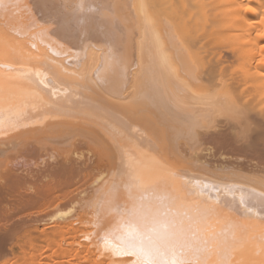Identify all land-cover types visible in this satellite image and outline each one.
I'll return each instance as SVG.
<instances>
[{
  "label": "bare ground",
  "instance_id": "obj_1",
  "mask_svg": "<svg viewBox=\"0 0 264 264\" xmlns=\"http://www.w3.org/2000/svg\"><path fill=\"white\" fill-rule=\"evenodd\" d=\"M24 147L55 164L19 201L102 173L59 192L89 202L80 246L23 264H264V0H0V165Z\"/></svg>",
  "mask_w": 264,
  "mask_h": 264
},
{
  "label": "rangeland",
  "instance_id": "obj_2",
  "mask_svg": "<svg viewBox=\"0 0 264 264\" xmlns=\"http://www.w3.org/2000/svg\"><path fill=\"white\" fill-rule=\"evenodd\" d=\"M230 70V69H229ZM226 71V73L224 74V75H226V76H228V74L227 73H229L230 71ZM232 72V71H231ZM45 143H48V144H46V147H49V148H51L50 146H52V145H50L49 144V141H44ZM45 143H44V147H45ZM41 145V146H42ZM50 145V146H49ZM37 146V145H36ZM210 146V147H209ZM206 145L205 146V148L207 147V149L203 152V155H208L213 149L212 148H215L214 146L212 147L211 145ZM39 147V146H38ZM25 148V149H24ZM23 149H21V150H15V151H10V152H8V153H10L8 156H9V158H10V160H9V165L8 164H6L7 165V167L9 166L10 168H7V167H5V165H0V170H1V172H0V175H3L4 173H5V171H9V169L11 170V174H13L14 176H16V177H14V178H11V179H9V180H7V176H6V179H5V181L3 180V178H2V180H1V182H3V184H2V186H1V188H0V259H4V260H9L10 258V260L9 261H7V262H11V260L13 261V262H17V260H18V263H19V261L20 262H22V260L23 259H21V257L23 256V250H24V248H26L27 247V243L29 244V241H27V238L28 239H30V238H36L37 239V241H36V243H39V244H37L38 246H42L43 244L41 243L42 241H43V243H45V242H47L48 241V243H49V240H50V243H52V242H54L55 240H58L59 239V236H61V238L63 237V238H66L65 239V241H64V245H65V248H64V252H66V253H69V252H72L73 250H75L77 247H79L80 245L78 244L79 243V241L78 240H80V236H81V234H83L84 232H85V229H87V227L89 226V222H88V217L86 216V212H85V208L87 209L88 208V205L89 204H87V206L85 207V208H83L81 205H83V204H86V203H89V202H83V204L81 203L80 204V207L81 208H79V205H78V207H77V209H74V207H76L77 205L76 204H73V202H70L71 200H70V198H72L73 197V195L72 196H70L69 197V195L68 196H65V198H64V195H61V193L62 194H67L66 193V191L67 190H72V189H74L75 188V186H79L82 182L81 181H83V183H82V188H84V189H86L87 187V189H89V187L91 186H89L88 185V183L89 184H96V182H94V180L100 175V169L99 170H97L96 171V173L95 174H97V175H94V176H92L91 175V177H90V175L89 176H87V177H90V178H88V180H87V177H85V178H83V180H80L79 181V183H76V185L74 186V187H67L66 186V190H65V192H64V189H65V187L63 188V190L62 191H57V192H54L53 194H52V196L51 195H49L47 198H46V200H45V198H43V199H41L40 197L38 198L37 196L36 197H32L31 195H34V194H29L28 195V197H25L24 198V200L22 201H19V197L21 196V195H19V192L21 193H24V187H23V184L25 185V184H27V182L29 183V182H31V178L29 177V175L31 174V172H34V170L36 171V172H34V173H37V171H38V174H40L41 172H39L40 170L39 169H43V168H47V165L48 164H55L54 162V160L53 159H49L48 160V157H46L45 159H41V157L43 156V155H41V153H40V155H39V152L37 151L36 152V154H34V151H33V155H34V160H33V162H35V161H37V162H40V163H38V165H39V167H37V165H34V163L33 164H30V165H28L26 162H25V160H23V159H21V158H19V157H21L22 155H25L26 153H27V149H26V147H24ZM29 148H32V145H31V147H30V145H29ZM219 148V147H218ZM84 149H85V151H84ZM220 149V148H219ZM219 149L217 150V151H215L216 152V154H217V156H216V158H212L213 160H218V162H215L216 164L217 163H219L220 161H226V160H228V159H232V157H233V159H235L234 158V156H236V155H234V153H233V151H231L229 148H227L226 150H225V148H221V150L219 151ZM223 149V150H222ZM83 150V152H84V154H86L85 155V157L87 156L88 158L89 157H91L90 159H93L94 157H96L94 154H92L91 152H89L88 150H86V148H83L82 149ZM210 150V151H209ZM20 153H19V152ZM206 151H208V152H206ZM14 152V153H13ZM22 152H24V153H22ZM218 152V153H217ZM16 153V154H15ZM19 155H18V154ZM206 153V154H205ZM220 153V154H219ZM230 153V154H229ZM14 154V155H13ZM21 154V155H20ZM90 154H91V156H90ZM13 155V156H12ZM40 156V159H39V156ZM57 155V154H56ZM226 155V156H225ZM36 156V157H35ZM76 156H78V155H76ZM76 156H75V159H77L76 158ZM93 156V157H92ZM229 156V157H228ZM38 157V158H37ZM228 157V158H227ZM231 157V158H230ZM16 158V159H15ZM11 159H12V161H11ZM15 159V160H14ZM19 159V160H18ZM89 159V162H91V161H96L95 160V158H94V160H90ZM219 159H220V161H219ZM221 159H223V160H221ZM15 162H14V161ZM46 161H47V163H46ZM224 161V162H225ZM11 162V163H10ZM50 162V163H49ZM76 162V164L75 165H80L78 162V160H76L75 161ZM42 163V164H41ZM31 165H32V167H33V169L31 168ZM4 167H5V169H4ZM26 167V168H25ZM42 167V168H41ZM7 168V169H6ZM29 168H31V169H29ZM29 170H31V171H29ZM28 172H30V173H28ZM102 173V172H101ZM5 175H7V174H5ZM36 175V174H35ZM34 175V176H35ZM20 176H21V185H22V187H21V185L20 184H18V186H17V184L15 185L14 183L15 182H17L18 180H17V178H19V180H20ZM32 177V179L33 178H35V177ZM37 177V179L35 178V179H33V180H35V181H33V182H36V186L38 187V184H39V186H41L42 187V183H43V181H46L47 179H42L41 177V179L40 178H38V176L39 175H36ZM93 177H94V179H93ZM50 178V177H49ZM1 179V178H0ZM22 179H24V181L26 182H22L23 180ZM84 180H85V182H84ZM88 182H87V181ZM6 181H9L10 182V186L8 185V184H6ZM92 181H93V183H92ZM38 182V183H37ZM81 182V183H80ZM87 184V185H86ZM27 186H29L28 184H27ZM85 186V187H84ZM87 186V187H86ZM9 187V188H8ZM93 187V186H92ZM21 188H23V191H18V189L19 190H22ZM81 188V189H82ZM91 189V188H90ZM5 190V191H4ZM87 191V190H86ZM59 192H61V193H59ZM64 192V193H63ZM68 192V191H67ZM2 193V194H1ZM56 193H59V195H56ZM87 194V193H86ZM86 194H82V195H86ZM4 195V196H3ZM16 195V196H15ZM25 195V194H24ZM54 195V196H53ZM60 196L61 197V200H60V198H58L57 200H55V197L56 196ZM96 196V195H95ZM94 196V197H95ZM16 197V198H15ZM62 197H63V199H62ZM69 197V198H68ZM86 197V196H85ZM52 198V199H51ZM57 198V197H56ZM93 198V196L91 197V199ZM17 199V200H16ZM29 199V200H28ZM38 201H37V200ZM86 199V198H85ZM84 199V200H85ZM96 199V198H95ZM94 199V200H95ZM51 200V201H50ZM68 200V201H67ZM87 201H90L89 200V198L88 199H86ZM85 200V201H86ZM93 200V199H92ZM93 200V201H94ZM49 203H48V202ZM65 201V202H64ZM93 201H90V203L91 202H93ZM24 203V204H23ZM35 204V205H34ZM59 205V206H57V205ZM62 204V205H61ZM73 204V205H72ZM48 205H50V206H48ZM76 205V206H75ZM27 206V207H26ZM55 206H57L56 208H54ZM71 206L73 207L72 208V210H73V213H71L72 212V210H71ZM52 207H53V210H52ZM62 207H63V209H62ZM17 208V209H16ZM50 210H49V209ZM79 208V209H78ZM83 208V209H82ZM43 209V210H42ZM48 209V210H47ZM33 210V211H32ZM27 211H28V213H27ZM65 212V213H67V215H66V217H64L63 219L62 218H58L57 217V213L58 212ZM71 211V212H70ZM69 212H70V214H69ZM84 213V214H81V213ZM4 213V214H3ZM30 213V214H29ZM34 213V214H33ZM47 213V214H46ZM14 214V215H13ZM69 214V215H68ZM12 215V216H11ZM22 215V216H21ZM56 215V216H55ZM48 216V217H47ZM72 216V217H71ZM81 216H84V217H81V219H80V221H79V218ZM54 217H56V218H54ZM73 219H71V218ZM74 217V218H73ZM86 218V219H85ZM5 219V220H4ZM69 219V220H68ZM8 220V221H7ZM52 220V221H51ZM70 220H72V221H70ZM82 220V221H81ZM16 221V222H15ZM49 221V222H48ZM87 221V222H86ZM9 224H8V223ZM18 222V223H17ZM31 222V223H30ZM39 222V223H38ZM82 222V223H81ZM32 223H33V225H39V227L41 228V229H43V228H45V233L42 235V234H37L36 235V232H34V231H32V232H30L29 231V229L31 228V226L30 225H32ZM55 223V224H54ZM85 223H87V224H85ZM8 224V225H7ZM14 224V225H13ZM22 224V225H21ZM2 225V226H1ZM26 225H28V227L26 226ZM49 225V226H48ZM88 225V226H87ZM5 228H4V227ZM52 226V227H51ZM85 226V227H84ZM1 227H2V229H1ZM30 227V228H29ZM68 227V228H67ZM78 229H77V228ZM8 230H7V229ZM17 228V229H16ZM61 230H60V229ZM21 229V230H20ZM59 229V230H58ZM1 230H3V231H1ZM7 232H6V231ZM70 230V231H69ZM18 231V232H17ZM52 231V232H51ZM58 231V232H57ZM61 231V232H60ZM64 231H65V233H64ZM75 231V232H74ZM14 232V233H13ZM27 232V233H26ZM51 232V233H50ZM70 232H72V233H70ZM5 233V234H4ZM8 233V235L6 236V234ZM50 233V234H49ZM59 233H63V236L62 235H60ZM67 233V234H66ZM69 233L70 234H72V235H69ZM54 234V236H51V235H53ZM58 234H59V236H58ZM75 234H76V236H75ZM2 235V236H1ZM5 235V236H4ZM34 235V237H31V236H33ZM69 235V236H68ZM38 236L40 237V238H38ZM65 236H68L69 238H67V237H65ZM70 236H72V237H70ZM19 237H20V239H19ZM42 237V238H41ZM54 237V238H53ZM58 239H57V238ZM74 237V238H73ZM75 237H77V240H76V238ZM13 238V239H12ZM56 238V239H55ZM79 238V239H78ZM38 239H40L39 241H38ZM43 239V240H42ZM53 239V240H52ZM55 239V240H54ZM52 241V242H51ZM67 241V242H66ZM71 241V242H70ZM77 241V242H76ZM16 242V243H15ZM67 243H71V244H67ZM73 243V244H72ZM66 244H67V246H66ZM76 244V245H75ZM9 245V246H8ZM12 245V246H11ZM24 245V246H23ZM26 245V246H25ZM74 245V246H73ZM38 246H36V247H38ZM69 247V248H68ZM9 248H10V250H9ZM72 250H71V249ZM68 249H70V250H68ZM22 250V251H21ZM9 252V253H7V252ZM68 251V252H67ZM51 252V251H50ZM63 252V251H62ZM63 252V253H64ZM13 254V255H12ZM65 254V253H64ZM17 255V256H16ZM6 256V257H5ZM10 256V258H8ZM14 256V257H13ZM18 256H20V257H18ZM25 256H31V254L29 255H24L23 257H24V260L26 261V260H28L29 261V259H27ZM13 257V258H12ZM30 258H32V257H30ZM37 259V260H36ZM24 260H23V262H24ZM34 260H36V262L37 263H39V261H38V258L37 257H35V259H33L32 258V261H31V259H30V261L31 262H33ZM45 260H47L45 257H43V261H45ZM28 261H26V262H28ZM23 262H22V264H23ZM30 262V263H31ZM36 262L34 261L33 262V264H36ZM12 263V262H11ZM29 263V262H28ZM28 263H26V264H28ZM15 264H17V263H15Z\"/></svg>",
  "mask_w": 264,
  "mask_h": 264
}]
</instances>
